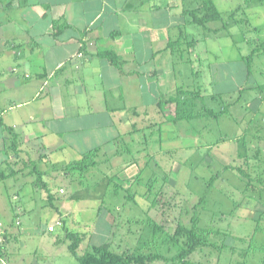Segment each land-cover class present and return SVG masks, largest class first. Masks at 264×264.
<instances>
[{
	"label": "rangeland",
	"instance_id": "obj_1",
	"mask_svg": "<svg viewBox=\"0 0 264 264\" xmlns=\"http://www.w3.org/2000/svg\"><path fill=\"white\" fill-rule=\"evenodd\" d=\"M139 1L132 0V5L141 6L129 10L131 17L144 18L153 26L170 19L165 9L150 10V5H163L164 0ZM215 1L229 24L233 22L230 12L238 8L235 20L239 24L225 29L221 21L209 23L208 28L190 23L182 12L188 6L194 8V1H178L180 10L174 7L169 13L176 25L168 29L170 39L177 40L174 54L161 52L159 56L164 82L131 99L145 104L132 118L141 133L121 134L111 144L115 151L109 157L101 154L97 165L82 174V168L73 171L64 166V162L83 158L77 151H49L44 158L41 142L23 143L29 154L23 159L51 171L42 183L34 182L38 172L32 178L26 170L0 181L4 233L0 264H79L68 249L67 231L86 234L80 254L108 242L118 253L171 255L177 247L168 252L169 237L179 224L189 225L194 215L200 230L212 232L217 247H201L189 260L195 264H264V0ZM22 22L26 23L21 14L0 9V50L6 51L0 53V72L13 61L11 45L8 51L3 41L10 40L14 25L22 26ZM135 41L137 55L146 53L139 38ZM180 88L198 89L205 96L188 97L195 109L210 107L224 113L218 119L197 117L177 125L164 124V114L172 116L174 105L166 106L162 114L155 99ZM6 94L10 88L0 92L3 106L8 105ZM130 127L128 123L122 130L125 133ZM101 139L83 142L80 152ZM120 164L125 165L119 168ZM60 217L64 226L58 222ZM50 225L55 226L54 232L48 230ZM224 234L231 236L227 242ZM147 264L170 262L158 257Z\"/></svg>",
	"mask_w": 264,
	"mask_h": 264
},
{
	"label": "crops",
	"instance_id": "obj_2",
	"mask_svg": "<svg viewBox=\"0 0 264 264\" xmlns=\"http://www.w3.org/2000/svg\"><path fill=\"white\" fill-rule=\"evenodd\" d=\"M164 1L163 5L149 4L150 10L165 9L170 19L153 26L144 18L131 17L129 10L141 6L132 5V0H0L3 13H19L26 22L22 29H18L21 24L14 25L12 41H3L8 51L11 45L13 61L9 69L0 72V92L10 88L5 99L8 105L0 103V181L16 178L20 170L32 178L38 172L34 182L47 180L48 166L39 168L32 160L23 159L29 157L22 148L25 142H41L44 158L49 151L67 152L70 148L82 157L98 148V159L115 151L110 146L121 134L141 133L132 118L145 104L131 99L141 97L142 92L146 95L148 88H160L164 82L159 56L171 52L166 50L172 40L168 29L176 25L169 13L174 7L180 10L179 0ZM11 19L9 23H13ZM137 38L138 44L147 47L141 56L136 52ZM102 49L115 51L121 67L101 57ZM128 123L131 127L124 133L122 128ZM100 136L99 144L80 152L83 142L98 141ZM59 221L65 224L61 217Z\"/></svg>",
	"mask_w": 264,
	"mask_h": 264
},
{
	"label": "trees",
	"instance_id": "obj_3",
	"mask_svg": "<svg viewBox=\"0 0 264 264\" xmlns=\"http://www.w3.org/2000/svg\"><path fill=\"white\" fill-rule=\"evenodd\" d=\"M193 1L194 8H190L188 6V8L183 9L182 12L183 15L190 17V23L202 26L204 28H208L209 23L221 21L222 27H224L225 29H229L232 26L239 24V22L235 20V14L238 11V8L230 12L229 16L233 18V22L229 24L228 20H225L226 17L224 11L218 8L215 0ZM219 29L220 28H216V31H219ZM169 42L170 43L168 44L166 50L169 49L171 52H174L175 47L177 45V40H171ZM99 55L101 57L107 58L111 63H113L117 67H121L122 60L115 51L109 49H102L99 51ZM248 68L250 70L249 66ZM188 97L194 99L199 97L202 99L205 96L201 94L200 90L198 89L185 90L183 88H180L179 90H177V92L172 95H169L167 97H159L157 107L159 111L162 112V114L165 112L166 106L171 104L174 105V113L172 116H167L164 114V120H166L164 124L166 122H170L172 124L177 125V123L180 121L190 122L197 117H210L213 119H218L224 113L223 111H216L210 107H200L198 109H195V102H193V100L191 99H188ZM190 100L192 102L189 103ZM0 123H2L1 119ZM98 151V148H94L87 151V153L83 154L82 159L75 160L74 162H70L69 164L65 165V169L68 170L72 168L74 171L75 168L79 167L82 168L81 170L83 171L81 173L84 174L90 168L95 167L97 165L96 158ZM197 219V216L194 215L191 217L189 225L179 224L174 230V234L169 237L170 244L168 252L172 251V246L177 247V251L171 255H164L161 253L154 252L145 253L138 251L129 254L126 252L118 253L111 250L110 245L108 243L92 245L90 249L80 254L79 247L82 242L86 239V234H80L75 231H67V237L71 240L68 245V249L78 260L79 264H147L158 257L170 262V264H195L194 262L189 260V257L190 255L195 253L199 248L207 246L217 247V242L211 240L210 233L212 232L206 231L204 229L200 230L197 226ZM230 237L231 236L229 234H224L223 241L227 242V239Z\"/></svg>",
	"mask_w": 264,
	"mask_h": 264
},
{
	"label": "built area",
	"instance_id": "obj_4",
	"mask_svg": "<svg viewBox=\"0 0 264 264\" xmlns=\"http://www.w3.org/2000/svg\"><path fill=\"white\" fill-rule=\"evenodd\" d=\"M61 192H63V189H61L60 190ZM2 229H1V223H0V246L2 245V243H3V238H4V236H3V231H1ZM48 230L49 231H54L55 230V226L54 225H50V226H48Z\"/></svg>",
	"mask_w": 264,
	"mask_h": 264
}]
</instances>
